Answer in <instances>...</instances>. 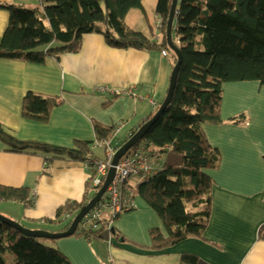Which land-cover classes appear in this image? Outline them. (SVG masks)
Instances as JSON below:
<instances>
[{"label": "crops", "instance_id": "1", "mask_svg": "<svg viewBox=\"0 0 264 264\" xmlns=\"http://www.w3.org/2000/svg\"><path fill=\"white\" fill-rule=\"evenodd\" d=\"M11 1L0 0V5ZM22 4L35 7L31 2ZM129 13L124 19L128 28L161 41L160 19L153 26L147 22L135 27L128 24ZM8 19L0 7V38ZM171 71L168 54L112 49L96 34L83 36L79 51L58 61L46 58L43 64H33L0 58V124L17 140L63 148L94 141V122L107 128L123 124L114 138L118 145L163 102ZM101 86L116 92L132 90L137 97L97 92ZM222 89L223 122L201 125L202 134L221 158L217 170L206 171L213 181L206 241L187 239L164 250L145 249L151 245L152 229L163 235L165 230L155 212L135 194V209L121 214L100 238L71 236L51 246L71 264H181L182 255L195 256L196 264H264V87L250 81L227 83ZM28 92L59 98L47 123L21 117ZM87 178L81 162L41 153H9L0 142V185L28 187L34 199L31 206L4 205L12 209V220L40 226L32 230L58 232L62 222L49 221L65 203L83 201Z\"/></svg>", "mask_w": 264, "mask_h": 264}, {"label": "trees", "instance_id": "2", "mask_svg": "<svg viewBox=\"0 0 264 264\" xmlns=\"http://www.w3.org/2000/svg\"><path fill=\"white\" fill-rule=\"evenodd\" d=\"M171 1H157L162 37L159 43L125 25L129 11L144 12L143 0H13L3 3L0 7L7 11L9 19L0 38V58L33 64H43L46 58L58 61L64 54L77 53L83 36L96 34L112 49L166 51L173 68L177 58L166 41ZM23 2H31L35 7H26ZM172 40L181 53L176 87L169 105L139 142L159 155L169 151L182 159L181 166L164 163L161 172L136 188L165 230V235L156 228L150 231L151 245L145 249L154 251L187 239L206 241L204 234L211 216L213 184L206 171L217 170L221 158L202 134L201 125L223 122L220 105L224 84L257 81L264 87V0H178ZM59 103L57 97L28 92L22 101L21 117L45 124ZM113 130L93 123L98 141L106 140ZM0 142L9 153H41L81 163L91 152L92 143L75 142V148H63L21 141L7 134L1 124ZM90 198L84 196L79 203H65L49 222H60L65 215L71 216L58 230L66 231ZM33 200L28 187L0 185V203L31 206ZM102 231V228L86 234L76 231L73 236L90 240L100 238ZM115 236L119 238V234ZM47 241L56 240L26 237L0 222V264H7L8 256L12 257V264H71L58 249L46 245ZM196 262L193 255L181 256V264Z\"/></svg>", "mask_w": 264, "mask_h": 264}, {"label": "built area", "instance_id": "3", "mask_svg": "<svg viewBox=\"0 0 264 264\" xmlns=\"http://www.w3.org/2000/svg\"><path fill=\"white\" fill-rule=\"evenodd\" d=\"M160 27L161 23L158 22V30ZM161 55L166 57L167 52L161 51ZM96 91L100 93L108 92L116 96L137 97L132 90L116 92L101 86ZM151 105L153 106L154 103L151 102ZM122 127L123 124L117 125L106 140L98 141L94 139L92 141L90 145L91 152L86 156V160L82 162L83 167L88 172L87 196L93 192L96 193L101 188L109 169L113 166L114 155L121 147L115 144L114 138ZM131 136L132 134L129 138ZM130 151L120 158L117 165L113 166L114 177L112 181L94 208L81 220L77 231L85 234L101 228L111 231L114 221L121 214L135 209L134 188L139 184L150 181L163 170L164 163L160 160L161 155L151 151V147L145 143H139L135 150ZM104 211L110 213L109 220L103 217L102 212ZM69 219H71V216L65 215L60 222H66Z\"/></svg>", "mask_w": 264, "mask_h": 264}, {"label": "water", "instance_id": "4", "mask_svg": "<svg viewBox=\"0 0 264 264\" xmlns=\"http://www.w3.org/2000/svg\"><path fill=\"white\" fill-rule=\"evenodd\" d=\"M177 4H178V0L171 1V6H170L169 13H168L167 22H166L167 46L169 50L172 51L177 58L176 64L172 68V71L170 74L166 96L163 102L161 103V105L159 106L158 110L152 116V118L146 121L145 123H143L136 130V132L125 143H123V145L118 149L112 161L113 166L117 165L120 158L123 157L129 150H131L135 145H137L144 138L149 128L160 117V115L164 112L166 107L169 105L171 98L173 96V93L176 87L178 70L181 65V53L179 49L174 45L173 40H172V29L174 26V19L176 15ZM113 166L109 169L101 188L93 195L92 198H90V200L83 207L80 208V210L77 212V214L72 219L71 224L66 231L53 233V232H47L45 230H40V229H37V230L27 229L23 227L21 224L9 218H6L2 215H0V222L17 230L23 236L31 237L34 239L58 240V239H64V238L71 237L77 231L78 225L81 222V220L84 218V216L94 208L95 204L100 200L102 195L105 193L107 187L109 186L110 182L112 181L114 177Z\"/></svg>", "mask_w": 264, "mask_h": 264}, {"label": "rangeland", "instance_id": "5", "mask_svg": "<svg viewBox=\"0 0 264 264\" xmlns=\"http://www.w3.org/2000/svg\"><path fill=\"white\" fill-rule=\"evenodd\" d=\"M144 1H145L144 2V5H143L144 12H142L139 9H134V10H131L130 11L129 17L127 18L128 22H129L128 23L129 25H133L135 27H141L144 24L147 25V22H148L150 25L153 26V25H155L156 21L158 19H160L159 16L157 15V13H156V5H157V1L158 0H144ZM26 3L28 4V2H26ZM158 22L159 21H157V23ZM145 31H146V29H145ZM160 160L163 163H169V164H171L173 166H181V164H182L181 157L179 155L174 154V153L169 152V151L163 152L161 154ZM132 182L134 183L135 181L133 180ZM136 188L137 187L134 188V193L135 194H137V189ZM92 194H94V192L91 193L89 196L92 197ZM138 197H140V196L138 195ZM5 203H0V215L4 216L6 218H9V219H11L10 217H12V219H13L14 216L12 215L13 214L12 213V209H10L6 205H4ZM102 214H103V217L105 219H108V220L110 219V213L108 211H104V212H102ZM66 223L65 222H62V226L65 225ZM20 224L23 227L27 228V229L35 228V227H40V226L29 225V224L22 223V222ZM41 227H44V226H41ZM52 230H55V228H52ZM104 231H106V230H104ZM45 244L50 246L52 243H51V241H47V242H45ZM11 258L12 257H10V256L7 257V264H12L13 263Z\"/></svg>", "mask_w": 264, "mask_h": 264}]
</instances>
